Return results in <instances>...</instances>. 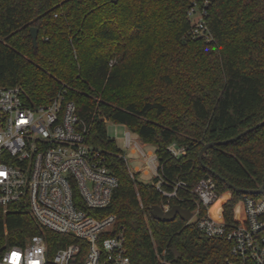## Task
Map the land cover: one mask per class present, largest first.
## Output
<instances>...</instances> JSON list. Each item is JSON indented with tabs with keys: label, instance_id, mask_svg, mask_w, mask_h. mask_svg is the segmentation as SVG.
I'll list each match as a JSON object with an SVG mask.
<instances>
[{
	"label": "trees",
	"instance_id": "1",
	"mask_svg": "<svg viewBox=\"0 0 264 264\" xmlns=\"http://www.w3.org/2000/svg\"><path fill=\"white\" fill-rule=\"evenodd\" d=\"M205 13L210 39L192 34L188 11ZM56 15V16H55ZM37 29L34 48L30 29ZM0 86L18 87L28 106L65 92L85 125V142L102 151L118 180L104 215L115 216L131 264H225L230 244L207 237L176 217L154 220L163 197L128 170L106 122L125 126L150 144L159 172L189 188L211 178L218 200L212 217L244 225L246 190L264 175V0H0ZM172 143L184 148L173 157ZM193 212L197 199L179 191L171 207ZM39 233L18 204L0 207V249ZM50 251L70 243L48 233Z\"/></svg>",
	"mask_w": 264,
	"mask_h": 264
},
{
	"label": "built area",
	"instance_id": "2",
	"mask_svg": "<svg viewBox=\"0 0 264 264\" xmlns=\"http://www.w3.org/2000/svg\"><path fill=\"white\" fill-rule=\"evenodd\" d=\"M204 16L195 5L188 11L192 34L210 39ZM137 140L126 132L124 148L133 145L131 153L143 158L151 184L163 197L162 211L171 209L179 191L188 190L198 204L189 222L207 237L230 244L225 264H264V190L245 195V223L229 227L212 217L218 194L211 178L191 188L182 180L163 179L155 151L145 153ZM167 151L178 157L185 150L172 143ZM117 187L102 151L85 142L84 122L65 92L28 106L18 87L0 86V207L5 213L18 204L39 230L4 245L0 264H131L123 236L114 229L115 216L103 213ZM48 233L71 242L51 252Z\"/></svg>",
	"mask_w": 264,
	"mask_h": 264
},
{
	"label": "water",
	"instance_id": "3",
	"mask_svg": "<svg viewBox=\"0 0 264 264\" xmlns=\"http://www.w3.org/2000/svg\"><path fill=\"white\" fill-rule=\"evenodd\" d=\"M30 38H31V41H32V45L35 48L36 44H37V29H35V28H31L30 29ZM262 126H264V121L258 123L257 125L249 128V129L244 130L243 132L238 134L236 137H233V138H230V139H227V140H223V141L209 142V143L204 144L203 147L200 149V151L198 153V161H199V163L202 166H204L203 162H202V158H203L205 152L208 149H210V148H212L214 146H222V145H227L229 143H233V142L237 141L238 139H240L241 137H243L246 134H248L249 132H251V131H253V130L259 128V127H262ZM208 171L211 173L212 176H214L217 179H219L228 188H230L231 190H233L236 193H241L243 195L255 196V195L261 194L263 192V190H264V175H263V178H262V183H261L259 188L254 189V190H246V189H241V188H238V187L232 185L231 183L227 182L224 178H222L220 175H218L214 171H212L210 169H208ZM150 214H151V216H152V218L154 220H157V221H160V222H171L176 217H179L183 221L188 222L191 219V217H192V214H191L190 211L182 209L180 206H177V205L171 207V209L169 211H167V212L162 211L159 206H152L150 208Z\"/></svg>",
	"mask_w": 264,
	"mask_h": 264
},
{
	"label": "rangeland",
	"instance_id": "4",
	"mask_svg": "<svg viewBox=\"0 0 264 264\" xmlns=\"http://www.w3.org/2000/svg\"><path fill=\"white\" fill-rule=\"evenodd\" d=\"M106 132L107 135L111 138H113L116 141L117 147L123 152V155L126 160V164L128 167V170L130 172H135V170H139L138 173V179L145 183H151L150 177L146 174L144 169V160L138 153H131V150L133 149V145H131L130 149L124 148V135L126 132H130L125 126L114 124L112 122H106ZM131 133L132 139H138V137ZM134 142V141H133ZM137 143L140 145L141 149L148 153L150 151H154V147L150 144H144L139 139L137 140ZM136 173V172H135Z\"/></svg>",
	"mask_w": 264,
	"mask_h": 264
}]
</instances>
